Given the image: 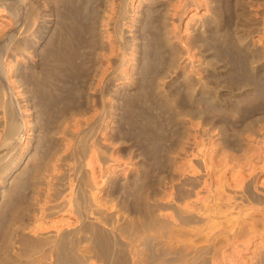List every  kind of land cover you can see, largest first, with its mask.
Masks as SVG:
<instances>
[{"label": "rangeland", "instance_id": "1", "mask_svg": "<svg viewBox=\"0 0 264 264\" xmlns=\"http://www.w3.org/2000/svg\"><path fill=\"white\" fill-rule=\"evenodd\" d=\"M248 1L0 0V264H264V207L243 197L264 169Z\"/></svg>", "mask_w": 264, "mask_h": 264}, {"label": "bare ground", "instance_id": "2", "mask_svg": "<svg viewBox=\"0 0 264 264\" xmlns=\"http://www.w3.org/2000/svg\"><path fill=\"white\" fill-rule=\"evenodd\" d=\"M260 0H249L248 1V5H249V9H251L253 12L254 11H257V10H255V7L258 5V2H259ZM264 5V4H263ZM258 12V11H257ZM257 15H258V18H257V20H258V23H259V25H262V29H259L260 31L261 30H263V26H264V10H260L258 13H257ZM263 37V40H264V33H263V35H262ZM263 42V41H262ZM251 43V42H250ZM250 46L252 47V49L253 50H260L261 48L259 47V45L257 44V43H251L250 44ZM263 51V50H262ZM261 50H260V52H262ZM262 54H264L263 52H262ZM263 62H264V60H263ZM264 66V65H263ZM207 117V116H206ZM212 120V119H211ZM201 126H202V128H206V129H203V131H202V129L200 130L201 132H202V135H204V136H209L210 134H211V132L213 131V129L215 128V126H216V128H217V125H215L212 121H210L208 118H202V122H201ZM206 126V127H205ZM221 126H223V125H221ZM215 128V129H216ZM214 129V130H215ZM218 133H220V135L222 136V137H224L225 136V128L224 127H219V132ZM223 141V144H222V147H221V150H226V149H230L231 147L229 146V144L227 143V141L225 140V139H223L222 140ZM264 143V142H263ZM262 150L264 151V147L262 148ZM206 155H207V153H205ZM205 154H204V152H202L201 150H197V152H196V154H195V156L197 155L199 158H203L204 159V157H205ZM197 156H196V158H197ZM208 158V157H207ZM207 158H205V160H207ZM202 159V160H203ZM201 160V159H200ZM201 162V161H200ZM204 163V162H203ZM205 164H206V162H205ZM204 166V165H203ZM206 167H205V173H204V175L206 176V177H213L214 176V172L212 173L211 172V170L210 169H208L209 168V166L207 167V164L205 165ZM211 168V167H210ZM200 169H202V171H203V168H201L200 167ZM257 169V168H256ZM201 171V170H200ZM260 172L259 173H257V170H254L253 171V173L251 174V176H252V180L250 181V182H247V181H245V190H244V196L243 197H245L244 199H246V201L247 200H249V202H252V203H255L256 205H255V207H253L254 208V210L255 211H259V210H261V208H263L264 207V190L262 191L261 190V186H259V185H262L263 184V182H262V184H260L259 183V178H258V180H257V177H258V175L260 174V175H264V169L263 170H259ZM204 172V171H203ZM255 173H256V175H255ZM196 174V173H195ZM194 174V175H195ZM212 174H213V176H212ZM196 177H194V179L198 182H201L202 180H200V179H202V177H203V175H202V173L199 175V172H198V175H195ZM249 176H250V174H249ZM206 177H203L204 179H207ZM192 178V177H191ZM214 178V177H213ZM194 179H192V180H194ZM212 179V178H211ZM209 180V179H208ZM214 180V179H213ZM196 181H195V183H196ZM206 181V180H205ZM204 181V182H205ZM206 182H208V181H206ZM246 182H247V184H246ZM214 183V182H213ZM240 183V182H239ZM258 183H259V185H258ZM206 184V183H205ZM193 185H194V183H193ZM209 185V184H208ZM244 185V184H243ZM264 185V184H263ZM262 187H264V186H262ZM264 189V188H263ZM243 191V190H242ZM185 196H186V194H185ZM240 197V196H239ZM242 197H240V199H241ZM246 201H244V202H246ZM165 204V203H164ZM171 203H169V205H170ZM173 204V203H172ZM167 206H168V204H167ZM171 206V205H170ZM262 206V207H261ZM173 207H174V205H173ZM193 208V207H192ZM190 210H193V209H191V207L189 208ZM174 211V210H173ZM176 212V213H175ZM175 214H177V216H178V218H179V221H180V224L181 225H188V226H190L189 224H194L197 220V218L199 217V216H197V214L196 213H194V210L193 211H188V209L187 210H180V209H175ZM261 212V211H260ZM256 214V213H255ZM254 214V215H255ZM177 218V219H178ZM256 219V218H255ZM159 220V219H158ZM252 220H254V219H252ZM161 221V220H160ZM199 221V220H198ZM161 225H154L153 223L152 224H149L148 226H147V228H145L146 229V232L144 231L143 233H147V235L145 236V237H147L146 239L149 241V239H151L152 241H155V240H157L158 238H162V237H164L165 235H167V234H165L166 233V226H167V223L166 222H163L162 221V223H160ZM192 224V225H193ZM238 225V224H237ZM156 226H159L158 228L156 227ZM196 229V228H195ZM242 229V228H241ZM196 230H198V229H196ZM195 230V232H198L197 234L199 235L200 234V229L198 230V231H196ZM243 230V229H242ZM139 231V230H138ZM141 231V230H140ZM194 231V230H193ZM202 232H203V230H201ZM201 232V233H202ZM212 232V231H211ZM138 233V232H137ZM204 233V232H203ZM209 233V232H208ZM140 234H142L141 232L139 233V235ZM208 235L207 233H204V235ZM221 234V233H220ZM240 234V233H239ZM214 234H212V236H213ZM216 235V234H215ZM221 236V235H220ZM165 237H167V236H165ZM201 237H202V235H201ZM210 237V236H209ZM138 238V237H137ZM149 238V239H148ZM212 238V237H211ZM216 238V237H215ZM214 238V239H215ZM150 240V241H151ZM205 240V239H204ZM218 240V239H217ZM216 241V240H215ZM214 242V241H213ZM212 243V242H211ZM130 244V243H129ZM209 244H210V242H209ZM205 246V245H204ZM204 246H203V248H204ZM203 248H202V251H203ZM209 249V248H208ZM106 252V251H105ZM198 252V251H197ZM209 254H210V252H209ZM262 254H264V253H262ZM104 255V254H103ZM207 255H208V251H207V249H205L203 252H200L199 254H198V256L197 257H195L194 258V260L190 263V264H208V258H207ZM258 255V254H257ZM259 256H261V255H259ZM105 257V256H104ZM109 257V256H108ZM262 257V256H261ZM264 257V256H263ZM107 258V257H106ZM110 258V257H109ZM135 259V258H134ZM264 259V258H263ZM104 260V259H103ZM110 260V259H109ZM105 261V260H104ZM226 261V260H225ZM255 261V260H254ZM137 262V261H136ZM253 262V261H252ZM258 263V262H257ZM105 264V263H104ZM107 264V263H106ZM109 264V263H108ZM122 264H135L134 263V261L133 262H131V260H129V259H126Z\"/></svg>", "mask_w": 264, "mask_h": 264}]
</instances>
